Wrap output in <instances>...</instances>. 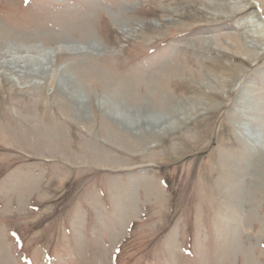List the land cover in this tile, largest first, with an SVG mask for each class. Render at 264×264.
Here are the masks:
<instances>
[{
    "label": "rangeland",
    "instance_id": "obj_1",
    "mask_svg": "<svg viewBox=\"0 0 264 264\" xmlns=\"http://www.w3.org/2000/svg\"><path fill=\"white\" fill-rule=\"evenodd\" d=\"M87 40L97 52L60 47ZM11 44L57 53L46 78L0 67V264H264V168L247 144L264 138V0H0ZM71 67L80 122L61 90ZM126 79L130 101L154 80L152 102L210 109L121 134L95 104Z\"/></svg>",
    "mask_w": 264,
    "mask_h": 264
},
{
    "label": "bare ground",
    "instance_id": "obj_2",
    "mask_svg": "<svg viewBox=\"0 0 264 264\" xmlns=\"http://www.w3.org/2000/svg\"><path fill=\"white\" fill-rule=\"evenodd\" d=\"M194 7L195 6L189 5V8L191 9H196ZM201 9L202 11H205L207 8L203 6V8ZM233 10L236 12L239 11L240 8L235 7L233 8ZM181 11V7H171L167 10L169 14L180 15ZM225 15L227 14H221V16L223 17H226ZM116 17L117 16L115 15V18ZM84 33L87 35L86 32H83V34ZM89 39L90 38H88V40ZM88 40L86 42V47L74 42H66L64 47H60L62 49L65 48V53L69 54L70 56H83L88 55L89 52H97V45H95L93 41ZM55 53L57 52L46 50L44 48L40 49L36 46L23 47L13 44L6 45L3 50H0V67L6 69L5 71L10 72L7 75L10 77V80L13 81L17 80L16 75H19L21 77L32 76L46 78L49 72V61L52 60V57L55 55ZM6 57H8L7 60ZM72 68L73 67L69 68V70H67L66 72H62L61 90L63 95L70 100L68 104L70 109L66 111L67 113L65 111L64 112L72 119L80 122L83 119H89V112H87L88 102L86 96L83 97V95H80V91L82 88V84L80 81L82 79V75L80 76L76 75V73H71ZM192 78L194 79V76H192ZM194 80L196 84L198 83L199 86L207 87L208 90H210V93H213V91H215L210 83H205L200 79ZM125 81L126 88L120 89V92L122 94L120 93L118 95V93H108L104 95L102 99L97 98L98 102L95 104V107L101 112L103 116L102 119L106 123L105 126L107 128H110V126L116 127L120 130L121 134H128L129 132H133L132 136L134 134L136 136H141L144 133L159 135L167 129H174L175 123L173 118L180 116V114L184 115L183 122H186L187 120L194 118L196 115L201 114L202 110H208V108L210 109L208 104L202 105L198 108H193L192 105L189 108L185 107V111H183L179 108L177 103L175 104V102H173V100L166 93L162 94V103L152 102L151 92H157L159 89V87L155 85L154 80L150 82L146 81L148 94L145 96V99L134 97L133 99L135 101H130V99L134 96L132 81L129 79H126ZM216 85L217 88H219L220 86L225 84L224 82L220 81L217 82ZM169 98L171 100H169ZM166 101L169 102L167 111L163 110L164 108L161 109L162 104ZM248 134L250 135L251 140L247 142V144H250V150H252V152L255 153V156H257L258 159L261 160L260 164L262 168H264V138L258 134H251V132L249 131ZM129 136L131 135L129 134ZM262 170L263 169H261L260 171ZM237 235L238 233L236 231L235 238H237ZM237 244L238 243L235 240L233 244L234 247H236ZM238 250H240V248H238Z\"/></svg>",
    "mask_w": 264,
    "mask_h": 264
}]
</instances>
